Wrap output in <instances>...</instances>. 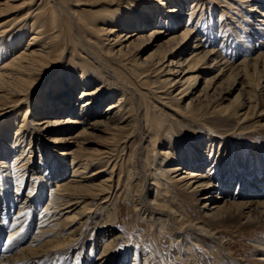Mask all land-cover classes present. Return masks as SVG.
Segmentation results:
<instances>
[{
    "label": "bare ground",
    "instance_id": "bare-ground-1",
    "mask_svg": "<svg viewBox=\"0 0 264 264\" xmlns=\"http://www.w3.org/2000/svg\"><path fill=\"white\" fill-rule=\"evenodd\" d=\"M14 1L22 4L0 3V16L5 11L37 6L16 23H0V123L13 116L0 125V168L7 170L11 167L16 180V189L11 190L8 175H3V181L0 179V204L4 202V210H0L3 211L0 238L5 232L7 220L12 221L8 233L12 241L26 229L24 221L27 217L23 209L27 203L28 212L32 208L34 214L32 224L36 219L40 222L37 233L30 241L20 243L15 238L10 247L4 251L0 248V264H63L64 256L74 255L81 245L84 249L88 243L90 254L97 253L100 247L103 249L96 263L111 264L121 236H117L112 229L115 214L110 207L122 190L123 183L136 190L137 211L146 215L152 225L158 224L157 219L164 222L162 225L177 237L178 242L185 241L186 236L193 233L210 239L214 236L199 223H184L181 216L173 211L169 195L172 188L184 195H194L198 189H219L221 194L216 200L225 202L210 204L214 219L244 215L249 224L255 221L264 223V175L257 177L253 184L249 180L252 167L258 174L261 168L264 170L258 151L255 152L256 165L253 166L251 160L237 150L242 171L239 175V194L230 195L234 185L229 184L227 178H232V151L224 138L210 137L205 146L195 145L191 151L182 150L179 144L174 143L173 135L177 137L184 131L181 125L186 121L205 122L206 116L200 119L202 114L199 115V112L204 108L208 110V105L224 116L234 115L239 123L249 122L253 115L264 118V111H260L264 104V53L251 59L245 58L238 64L232 63L212 40L204 39L196 24L206 12V7L209 11L213 10L209 0H179L175 6V0H155L157 6L148 0L152 3L151 7L145 5L146 0L143 4L141 0H100L105 7L101 17L94 22L83 21L77 16L74 7L88 5L81 0ZM189 1H192V6H187L188 10L185 6ZM220 1L226 3L229 0ZM238 1L249 6L253 4L249 12L264 7V0ZM168 5L173 6L167 8ZM261 16H264V11H261ZM184 18H189L188 25L180 34L175 33V28ZM151 24H156V28L146 38L141 30ZM131 28L138 31L132 33L129 31ZM88 33L90 36L84 35ZM163 34L167 36V41L166 47L160 48L162 56L147 65L137 63L135 59L143 51L140 43L146 39L149 45H153ZM136 35L139 37L137 42L124 50L125 42ZM194 37L192 45L190 42ZM21 47L24 48L20 50ZM202 75L204 89L200 91L199 78ZM227 76L226 82H230V86L242 87L235 99L240 98L239 102L236 106H215L212 91L216 95L223 92L228 95L234 90L222 89V82L218 86ZM147 77H155L163 87L155 88L148 80L147 87L142 88L139 83ZM48 81L47 90L40 94ZM118 84H122L119 96L114 93ZM173 92L176 93L172 98L175 104L171 105L165 94L171 97ZM197 93L200 98L195 100L197 106L193 104L194 100L185 104ZM144 95L149 96V102L156 100L165 111H171L179 121L178 127L171 128V125H166L167 121L149 117L147 113L144 115ZM111 98L115 99L114 102L104 108V102ZM68 113L74 117H60ZM229 119L222 123L230 125ZM91 131L107 137V145L97 155L88 154L83 147ZM50 133L55 135L47 137V141L46 136ZM136 137L148 141L145 147L136 143ZM34 142H38L37 148ZM69 144L77 148L64 151L63 147ZM49 145L55 146V149L51 150ZM9 148L15 151L12 157H6L7 161L4 156L9 153ZM36 156L39 165L34 163ZM190 159L197 163V167L189 166ZM46 160L55 168L51 175L59 181L53 187L51 184L48 186V179L44 178L49 171L41 177L46 185L39 186L37 190L34 186L26 190L27 174L35 185V174L42 169L45 172ZM133 160L141 165L144 177L139 176V164L136 165ZM205 162L208 164L207 172H195L197 170L194 169H200L198 166ZM173 163L178 164L170 166ZM70 173L71 178L67 180ZM218 175L219 182L216 181ZM147 179L151 180L148 185ZM195 183L199 184V188L193 189ZM48 187L49 202L38 208L42 203V193ZM154 187L156 197L161 201L152 199ZM25 190L27 197L21 202L19 198ZM201 196H205V201L214 200L209 194ZM100 201L99 208L96 203ZM91 219L96 225L95 232L102 236L97 247L96 237L87 241H84L86 236L79 237L80 229ZM77 224L79 226L74 227ZM77 259L76 264L94 262L86 256H77ZM147 260L143 263L148 264ZM116 263L122 264L121 261Z\"/></svg>",
    "mask_w": 264,
    "mask_h": 264
},
{
    "label": "rangeland",
    "instance_id": "rangeland-1",
    "mask_svg": "<svg viewBox=\"0 0 264 264\" xmlns=\"http://www.w3.org/2000/svg\"><path fill=\"white\" fill-rule=\"evenodd\" d=\"M141 1L142 4L146 2L145 5L148 7L149 6L151 7L152 5L150 4L152 3L156 4L157 6V2L155 3V0L154 2L152 0V3H150V1L148 0L146 1L141 0ZM5 2H11L18 6L19 3L22 4L20 1L13 2V0H4V1L2 0L0 3H5ZM81 2L88 5L83 7H76V8L74 7V10L77 11V16L80 19H82L83 21L94 22L95 20L99 19V17H101L102 15L101 12L102 9L105 7V5H102L100 3V0L99 1L92 0L89 3L87 0H81ZM178 2L179 0H175L174 6L179 4ZM209 2H210L209 5L212 6L213 10L209 11V8L206 7L205 9L206 12H204L203 16H201V18L199 19V23H197L198 25L196 24V28L198 29L199 33L204 39L208 38L207 40H212V42L215 43L221 51L222 50L224 51L222 55L232 63L235 62L238 64L245 58L251 59L264 53V16H261V11H264V7L263 8L257 7L256 8L257 11L255 10V12L254 11L249 12L250 7L253 4L249 6L248 4L240 3L238 0H229L226 3L222 1L219 2V0H209ZM38 3L39 2H37V4ZM1 6L4 7L3 5ZM36 6L37 5L35 6L30 5L19 9H14L11 11H5L4 12L5 14L0 16V23L10 22L9 25L16 23L18 20L23 18L29 12L30 9H33ZM172 6L173 5H168L167 8H170ZM187 6L191 7L192 1H189L185 6L186 9L189 10ZM134 11L137 12V10L135 9ZM188 23H189V18L182 19L180 24H178L177 28H175V33L180 34L188 25ZM155 25L156 24H151L149 25V27L147 26L146 28L141 30L146 38H149L153 29L156 28ZM129 31L135 33L138 30L136 28H131L129 29ZM84 35L90 36L89 33ZM138 38H139L138 35H136L131 37L127 42H125L126 46L124 47V50L127 49L129 45L130 47L133 46V43H136ZM29 39L30 36L26 37V42L24 43V46L27 44ZM195 39L196 38L194 37V39H192L190 44L193 45ZM166 41H167V36L164 34L161 35L159 38H157L155 40V44L153 45H149V42H147V40L145 39V41L140 43L141 45L140 47H142L143 51L139 54V56H137L138 58L135 59L136 62L141 63L142 65H147L148 63H151L154 59L158 58L159 56L161 57L162 54L159 53L160 48L162 47L163 49V47H166L165 44ZM23 48L24 47H21L20 50ZM15 52L16 51H14V53ZM209 76L214 77L212 74H210ZM227 78L228 76L226 78L224 77L223 80H221L218 83V86L222 82L221 85L222 89L225 90L234 89V90H232V92L228 95L224 94V92L220 93L219 95H216L213 94L214 91H212L211 94L214 95L212 99H214V101L216 102L215 106H218L219 104H222L225 107L231 105L236 106L239 102L240 98L238 100L235 99L237 95L240 94L242 87L241 86L235 87V85L230 86L231 85L229 84L230 82H226ZM199 79H201V83L199 85V90L201 91L204 89V75H202L201 78ZM148 80L153 83V87L155 88L163 87L155 77L153 78L147 77V79L144 78L139 83L142 86V88L147 87ZM49 84L50 82L48 81L43 85L42 90H40V94L41 93L43 94V92L47 90ZM121 86L122 84H118L115 87L114 93H116L117 96H119L122 91ZM262 86H264V82ZM59 90L61 89H58V91ZM142 91L147 93V91L144 89ZM262 91H264V88L262 89ZM174 93L175 92H173V94ZM175 94L172 95L171 97L165 94L168 101L169 100L171 101L172 103L171 105L175 104L172 99L173 96H175ZM198 95L199 94L197 93L194 99L190 97L185 104H188L192 102V100H194L193 104L197 106L198 102H196L195 100H200V98H198ZM144 98L145 100L143 101L142 104V108H145L143 112L144 115L147 113L149 114L148 115L149 117L160 118V120L162 121H167L166 125L168 126L171 125L172 126V127L170 126L171 128L175 129L176 127H178L179 121L177 120V118L174 117V114L171 111L169 112L167 110L165 111V109L162 108V106L156 100H151V102H149L148 95H144ZM113 99L114 98H111L110 100H106L103 104L104 108L107 109V106L110 103L114 102L115 99L114 100ZM202 103L204 104L205 102ZM207 107L208 110H205L204 108L203 110L201 109V111L199 112V115L202 114L200 116V119L202 118L203 115L206 116L205 117L206 119L204 120L205 122L199 120L196 123L186 121L184 125H181V128L184 131L181 134H179V136L177 137L176 135H173L174 143L179 144L180 147L179 146L178 147L181 148L182 150L189 149V151H191V149H193L195 145L200 144V146H205V144H207L208 141L210 140V137L218 138L221 136L222 138H224L225 142L230 145L232 151V156L230 161L232 178L230 179L227 178V181L229 182V184L233 183L234 186L231 187L229 194L238 195L239 194L238 186L240 182L239 175L242 173V171L240 168V161H239L240 156L237 150H241L244 154V157L247 158L248 160H251L253 166L256 165L255 152L258 151L260 160L264 165V118L259 115H257L256 117L253 115L254 118L251 119L249 122L244 123L243 121H241L239 123V121L236 119V117H234V115L229 114L228 116H224L219 112H217L216 110L215 111L211 110L210 105H208ZM261 110L264 111V104L263 106L260 107V111ZM15 115L16 113L14 114V116ZM68 116L74 117V115H71L70 113L60 115V117L63 118ZM17 117H19L18 119L21 118L19 112L17 114ZM229 117H230L229 119L230 125H226L222 123L223 120ZM42 118L45 117H40V119ZM9 119L8 118L4 119L0 123V125L5 124ZM54 135L55 133H50L48 136H46L47 141H49L48 138L53 137ZM106 139L107 137L105 134L96 131H91L90 134L85 139L86 144L85 146H83L85 152H87L88 154L97 155L102 149L105 148L104 146L107 145ZM134 140L138 145L144 147L148 142L147 140H142L140 137H136ZM37 143L34 142L36 148H37ZM48 148L53 150L55 149V146L49 145ZM63 148L64 151H69L77 147L74 144H69L64 146ZM12 149L9 148L11 152L9 151L8 154L10 155L6 154L4 156L5 158L4 160H7L6 157L7 158L12 157V154L14 153L13 151H15L14 149L13 150ZM133 162L136 163V165L139 164L137 163L136 160H133ZM34 163L36 165L37 164L39 165V160L37 156L34 157ZM176 164L178 163H173L170 166H174ZM196 164L197 163H195L194 160L190 159L189 166L192 165L197 167ZM104 166L106 167V162L104 163ZM167 166L169 165H166V167ZM207 166L208 164L205 162L198 166L200 169H194V170H197L195 171L197 173H205L207 172ZM44 167L46 168L45 172L42 171L43 170L42 169L41 172H39V174H35L37 178L35 185L34 183L30 182L31 178L27 174L28 177L27 176H26L27 178L25 177L27 179L26 190H28L30 187L33 186L35 187V190H37L39 186H43V184L46 185V183L42 182V180L46 178L48 179V186H50L49 184H51V187L54 186V183L59 181L55 179L54 176L51 175V171L55 169L52 164H49L46 160V162H44ZM138 168L140 169L139 176L144 177L143 171H141L140 164L138 165ZM252 169L253 170L249 176V180L250 183L253 184L254 181L257 180V177L261 178V176L264 175L263 173L264 170L261 168L258 174L255 167H252ZM47 172H49V174ZM109 172L110 170H108L107 172L108 176L110 175ZM45 173H47L45 178L41 179V177H43ZM178 173H180V171H178ZM3 175H8L9 178L8 180L12 183L11 190L12 189L14 190V188L16 189L15 187L16 180H15V176L13 177L14 174L12 168L10 167L7 170H4V168H0L1 180ZM67 175L66 178H68L67 180H69L71 178V173ZM219 180H220V175H218L216 178L217 182H219ZM150 181H151L150 179L146 180L147 185L149 184ZM198 186L199 184L195 183L193 189L199 188ZM49 189L50 188L48 187L45 188V190L43 191L42 193L43 196L41 198V202L43 204L41 203V205H39L38 208H43V206H45L44 204H47L49 202V195H50ZM26 190L23 192L24 195L20 197L21 199L19 198L21 202L25 201V198L27 197ZM154 190L155 191L152 196V199L158 198V200L161 201V198L159 199V197H156L157 193L155 187ZM198 190L199 191L196 192L194 195L193 194L184 195L178 193L176 190L172 188L169 193L170 202H171L170 205L172 206L173 211L181 216L182 221L184 220L183 221L184 223H189V222L194 224L199 223L208 232H210V234H212L214 238L210 239L193 233L187 235L185 241L183 240L182 242H178L177 237L173 234H170L169 230L162 225L164 222L157 219L158 224L152 225L153 223L150 222L149 218H147L146 215H144L142 212L137 211L136 190L125 186V184L123 183L122 190L119 191V193L115 196L114 200L112 201V206L110 207L111 211L114 212L115 214V219L112 229L114 230V233L117 236L118 235L121 236V238L118 240L116 251L113 253L115 258L113 262L110 263L117 264L116 263L117 261L118 262L121 261L122 264H135L134 262L136 261L137 263L142 264L144 260L148 259L147 260L148 264H264V223L255 221L254 223L249 224L247 223V219L245 218L244 215H232L229 217L225 216L224 218H221V220L214 219L212 217V212L210 211V208H212L210 204L216 202L223 204L225 202L221 200H216V197L220 195L221 192L219 191V189L215 190L213 187L208 189L206 188L205 190L202 191H200V189ZM189 191L191 192V190ZM33 192L35 191L33 190ZM202 194L204 195L209 194V196L214 198V200L205 201L203 198L205 196H201ZM100 203L101 201L96 203V206L99 208L101 207ZM28 206L29 203H27V205L25 206L26 208L23 209L25 216L27 217L26 218L24 216V219L26 218L24 221L25 222L24 226L26 227V229L20 232V235H17L18 237L17 236L14 237V239L17 238V240H19L20 243L24 241H30V238L33 237V234L37 233L38 225L40 222L38 219H36V221L33 222L32 224V218H34L33 217L34 214H32L33 213L32 208L30 209L31 211L28 212L29 210L27 208ZM35 206H37V204ZM0 210H4V202L0 204ZM17 210L19 211V207L16 208V211ZM2 214L3 211L2 212L0 211V216H2ZM98 216L99 215L95 217ZM163 220L165 219L163 218ZM11 222L12 221L7 220V225H5L4 228L5 232L3 233L4 237H1L0 247H2L3 245L2 248L3 251L7 247H10L9 245H11V243H14V239L12 241L11 238H9L8 236L9 230L11 229V228L9 229V223L11 224ZM92 222L93 221L91 219V221H89L87 225H85L80 229L79 237L86 236L84 241L85 240L87 241L90 237L93 239L94 237H96L97 240L95 242V246L97 247L98 243L101 241L102 236L101 234H97L95 232L96 225L94 224V222L93 223ZM78 226L79 224L75 225L74 227H78ZM24 231L27 233L24 234L25 233ZM69 232L67 233V235L69 234ZM9 241H11V243L8 244ZM82 247L83 246L81 245L79 251H77L76 253L74 252L75 253L74 255L72 254L69 257L64 256L65 258L62 263L76 264L78 260L77 256L78 257L86 256L89 260L91 259L94 260L93 264H98L96 262L100 257L103 249L100 247L97 253L90 254L91 246L89 243L86 245L84 249ZM81 249L82 251L79 254ZM151 259L152 261H149Z\"/></svg>",
    "mask_w": 264,
    "mask_h": 264
},
{
    "label": "snow or ice",
    "instance_id": "snow-or-ice-1",
    "mask_svg": "<svg viewBox=\"0 0 264 264\" xmlns=\"http://www.w3.org/2000/svg\"><path fill=\"white\" fill-rule=\"evenodd\" d=\"M9 243H11V241H9Z\"/></svg>",
    "mask_w": 264,
    "mask_h": 264
}]
</instances>
